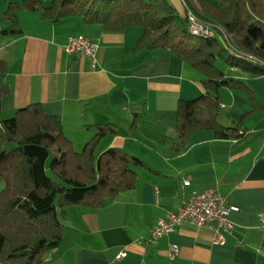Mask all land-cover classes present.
I'll list each match as a JSON object with an SVG mask.
<instances>
[{
    "label": "crops",
    "instance_id": "0c3cea01",
    "mask_svg": "<svg viewBox=\"0 0 264 264\" xmlns=\"http://www.w3.org/2000/svg\"><path fill=\"white\" fill-rule=\"evenodd\" d=\"M21 1L0 0V87L8 85L2 117L39 103L61 119L76 150L95 135L94 124L112 123L117 132L100 140L96 155L115 147L148 165H135V186L105 205H70L62 241L42 264H264L258 214L264 210V75L233 66L229 72L243 83L220 88L219 119L225 125L241 122L239 137L197 131L177 151L171 140L179 135V102L206 91L197 68L168 49L140 48V26L112 32L86 25L78 15L51 23L37 11L21 10L22 33L7 34L5 11L10 2ZM171 1L185 14L183 0ZM81 34L98 44L95 61L64 51L68 38ZM210 187L240 208L229 213L234 228L221 231L224 243L209 226L189 223L150 240L160 217L192 190ZM171 244L180 248L174 258Z\"/></svg>",
    "mask_w": 264,
    "mask_h": 264
},
{
    "label": "trees",
    "instance_id": "16d2710c",
    "mask_svg": "<svg viewBox=\"0 0 264 264\" xmlns=\"http://www.w3.org/2000/svg\"><path fill=\"white\" fill-rule=\"evenodd\" d=\"M185 1L201 21L219 33H230L238 47L251 56L232 58L222 33L213 38L192 34L186 12L181 13L171 0L10 2L5 11L10 24L4 31L22 33L21 10L37 11L51 23L78 15L86 25L112 32L140 26V48L168 49L204 76L206 91L197 98L180 100L178 105L175 124L179 135L171 141L181 151L197 131H213L222 139L237 138L243 132L241 122L225 125L219 119L220 88L243 83L224 71L220 61L229 69L236 66L248 75H264V0ZM7 91L8 85L0 87V264H42L46 254L62 241L70 205H105L133 188L137 181L134 166L147 163L115 147L96 155L100 140L117 132L112 123L94 124L95 135L76 150L61 119L46 113L39 103L3 118L1 99ZM48 164L56 178L48 174Z\"/></svg>",
    "mask_w": 264,
    "mask_h": 264
},
{
    "label": "built area",
    "instance_id": "2783aa9c",
    "mask_svg": "<svg viewBox=\"0 0 264 264\" xmlns=\"http://www.w3.org/2000/svg\"><path fill=\"white\" fill-rule=\"evenodd\" d=\"M184 3L187 6L185 1ZM186 15L189 19V28L192 34L204 38H213L215 35L221 34L211 24L201 21L188 6ZM97 49L98 44L84 34L70 36L64 45L66 53L84 54L91 57L94 61ZM184 182L187 183L188 179L184 180ZM239 209V206L229 204L227 196L216 187H210L203 191L192 190L175 210L169 211L164 217H160L156 221L150 230L149 238L152 241H156L165 234L175 230L176 226L189 223L196 226H209L217 233L216 241L224 243L225 238L221 231H231L234 228V223L229 218V213ZM258 214L261 224L264 226V210ZM169 252L171 257L174 258L179 254L180 248L177 244H171ZM121 255H124V253Z\"/></svg>",
    "mask_w": 264,
    "mask_h": 264
},
{
    "label": "rangeland",
    "instance_id": "374dc122",
    "mask_svg": "<svg viewBox=\"0 0 264 264\" xmlns=\"http://www.w3.org/2000/svg\"><path fill=\"white\" fill-rule=\"evenodd\" d=\"M51 0H49L50 2ZM185 0H183V3H184ZM186 2V1H185ZM185 5V8H187L186 4L184 3ZM222 33L221 35H225V38L227 39L226 41H228V49H227V52L228 54L232 57V58H235V59H239V57H250L251 55L250 54H247L246 52L242 51L238 45L235 43V41L233 40V36L228 33V32H225V31H222L220 32ZM222 40V39H221ZM223 42V41H222ZM218 65L224 70V71H229L230 69L228 67H226L224 64H222V61H220L218 63ZM47 171H48V174L51 175L52 177L56 178V176L54 175V173L51 171V169L49 168V164H48V167H47ZM3 187V182L0 180V188Z\"/></svg>",
    "mask_w": 264,
    "mask_h": 264
}]
</instances>
